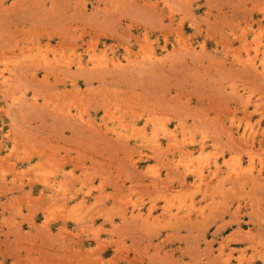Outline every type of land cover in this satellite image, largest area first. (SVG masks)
<instances>
[{"label": "rangeland", "instance_id": "rangeland-1", "mask_svg": "<svg viewBox=\"0 0 264 264\" xmlns=\"http://www.w3.org/2000/svg\"><path fill=\"white\" fill-rule=\"evenodd\" d=\"M35 221L68 264H264V0H0V229Z\"/></svg>", "mask_w": 264, "mask_h": 264}, {"label": "crops", "instance_id": "crops-1", "mask_svg": "<svg viewBox=\"0 0 264 264\" xmlns=\"http://www.w3.org/2000/svg\"><path fill=\"white\" fill-rule=\"evenodd\" d=\"M41 221H35V225L21 226L19 237L3 236L2 232H6V227L0 229V264H30L34 259L35 264H68L66 256L69 251L56 245V241L62 235L64 239L71 236L68 233H59V227L64 226L63 223H49L47 227L39 226ZM68 231L73 232L68 227ZM65 241V243H67ZM78 246V245H77Z\"/></svg>", "mask_w": 264, "mask_h": 264}, {"label": "bare ground", "instance_id": "bare-ground-1", "mask_svg": "<svg viewBox=\"0 0 264 264\" xmlns=\"http://www.w3.org/2000/svg\"><path fill=\"white\" fill-rule=\"evenodd\" d=\"M247 236V235H246Z\"/></svg>", "mask_w": 264, "mask_h": 264}]
</instances>
